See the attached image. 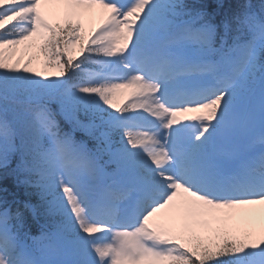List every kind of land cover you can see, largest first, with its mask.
I'll return each instance as SVG.
<instances>
[{"label": "snow or ice", "instance_id": "snow-or-ice-1", "mask_svg": "<svg viewBox=\"0 0 264 264\" xmlns=\"http://www.w3.org/2000/svg\"><path fill=\"white\" fill-rule=\"evenodd\" d=\"M0 264H264V0H0Z\"/></svg>", "mask_w": 264, "mask_h": 264}, {"label": "trees", "instance_id": "trees-1", "mask_svg": "<svg viewBox=\"0 0 264 264\" xmlns=\"http://www.w3.org/2000/svg\"><path fill=\"white\" fill-rule=\"evenodd\" d=\"M35 231H37V228L34 227L33 230H32V232H35Z\"/></svg>", "mask_w": 264, "mask_h": 264}]
</instances>
